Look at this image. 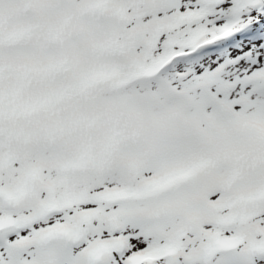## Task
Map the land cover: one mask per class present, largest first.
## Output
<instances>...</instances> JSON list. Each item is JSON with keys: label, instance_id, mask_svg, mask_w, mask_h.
Listing matches in <instances>:
<instances>
[{"label": "snow or ice", "instance_id": "1", "mask_svg": "<svg viewBox=\"0 0 264 264\" xmlns=\"http://www.w3.org/2000/svg\"><path fill=\"white\" fill-rule=\"evenodd\" d=\"M0 264H264V0H0Z\"/></svg>", "mask_w": 264, "mask_h": 264}]
</instances>
